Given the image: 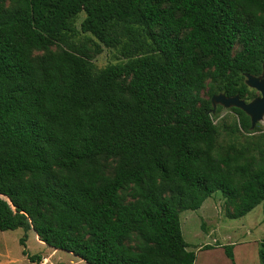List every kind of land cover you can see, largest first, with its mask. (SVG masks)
I'll return each mask as SVG.
<instances>
[{
  "label": "trees",
  "instance_id": "16d2710c",
  "mask_svg": "<svg viewBox=\"0 0 264 264\" xmlns=\"http://www.w3.org/2000/svg\"><path fill=\"white\" fill-rule=\"evenodd\" d=\"M100 45L126 60L96 68ZM263 63L264 0H0V230L87 264H195L181 211L217 190L231 219L264 202V132L230 107L220 142L211 115Z\"/></svg>",
  "mask_w": 264,
  "mask_h": 264
},
{
  "label": "rangeland",
  "instance_id": "374dc122",
  "mask_svg": "<svg viewBox=\"0 0 264 264\" xmlns=\"http://www.w3.org/2000/svg\"><path fill=\"white\" fill-rule=\"evenodd\" d=\"M84 17V12H80L75 18L74 26L79 31L80 23ZM89 38L91 40L88 41ZM78 39L88 41V46L92 49L94 48L93 42L96 39L89 34L79 32ZM100 47L101 50L98 53H93L92 56V62L96 68H102L107 64L126 60L122 57L118 48L106 47L104 45H100ZM50 49L56 50L57 48L56 46H51ZM38 53H42V51H35L33 55ZM248 88L251 96L244 98L246 101L259 96V92L256 89L249 86ZM200 96L205 99L208 98L206 88L200 92ZM218 106L220 107L216 112ZM211 115L214 122L219 126V141L221 142L222 138L227 137L230 127L237 120V115L230 107H224L221 104L216 105ZM251 130H254L253 134L264 132V117ZM239 133V140H242L245 135L250 134L242 130ZM226 206V199L217 190L203 201L200 208L180 212L181 231L185 241L189 245V249L193 250L196 254L195 264H230V260L226 256L224 249L219 246L225 244L233 245L234 261L236 264H261L258 250L260 248V241L264 238V202L258 204L244 216L235 219L226 216ZM229 207L231 208V206ZM26 234L27 237L24 244L26 243L31 253L39 254L44 248L50 250L47 245L42 247L35 242V236L37 235L33 230H28ZM23 235L24 230L22 228L0 230V249L7 247L11 250L12 254H19L18 250L22 246H25L19 241ZM3 240H5L7 245H2ZM205 244L213 245V248L201 249ZM72 256L68 252L61 250L55 255L56 258H59L58 262L63 264H71L74 260ZM54 263L56 264V262ZM74 264L86 263L76 262Z\"/></svg>",
  "mask_w": 264,
  "mask_h": 264
},
{
  "label": "water",
  "instance_id": "95a60500",
  "mask_svg": "<svg viewBox=\"0 0 264 264\" xmlns=\"http://www.w3.org/2000/svg\"><path fill=\"white\" fill-rule=\"evenodd\" d=\"M245 83L249 87L256 89L259 92V96L246 101L237 94L226 96L223 93H218L211 96V111L214 112L217 104H221L224 107L240 108L249 116L250 128L253 129L264 117V63L259 75L245 74Z\"/></svg>",
  "mask_w": 264,
  "mask_h": 264
},
{
  "label": "crops",
  "instance_id": "0c3cea01",
  "mask_svg": "<svg viewBox=\"0 0 264 264\" xmlns=\"http://www.w3.org/2000/svg\"><path fill=\"white\" fill-rule=\"evenodd\" d=\"M36 237L35 242L37 244H39L40 246H46V244L41 241L39 238ZM26 242V240H25ZM2 245H7V243L5 242V240L2 241ZM25 246L21 247L18 251L19 254H12L11 250L7 247H3L2 249H0V264H55L54 262H56V264H63L58 262L59 258H56L55 255L59 253L60 249H54L50 246H48L50 248V250H47V248H44L43 251H41L39 253V255L41 256V261L39 263H33L30 262L28 260V258L22 253L23 249H26L30 254L31 251L28 249L26 243L24 244ZM221 247V245H219ZM63 251V250H61ZM67 252V251H66ZM69 254L73 255L72 257H74V260L71 264H74L76 262H80V263H86L84 260H82L81 258H79L78 256L68 252ZM87 264V263H86Z\"/></svg>",
  "mask_w": 264,
  "mask_h": 264
}]
</instances>
